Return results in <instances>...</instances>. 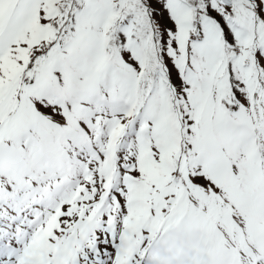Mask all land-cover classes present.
I'll list each match as a JSON object with an SVG mask.
<instances>
[{"label":"snow or ice","instance_id":"snow-or-ice-1","mask_svg":"<svg viewBox=\"0 0 264 264\" xmlns=\"http://www.w3.org/2000/svg\"><path fill=\"white\" fill-rule=\"evenodd\" d=\"M0 264H264V0H0Z\"/></svg>","mask_w":264,"mask_h":264}]
</instances>
